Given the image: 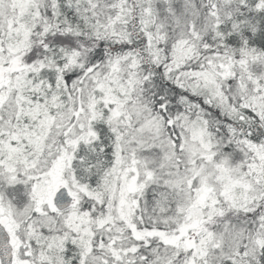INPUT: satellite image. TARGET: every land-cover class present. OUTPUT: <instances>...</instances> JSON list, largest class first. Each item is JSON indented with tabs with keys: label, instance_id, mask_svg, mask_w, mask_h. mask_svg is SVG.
Here are the masks:
<instances>
[{
	"label": "snow or ice",
	"instance_id": "obj_1",
	"mask_svg": "<svg viewBox=\"0 0 264 264\" xmlns=\"http://www.w3.org/2000/svg\"><path fill=\"white\" fill-rule=\"evenodd\" d=\"M0 264H264V0H0Z\"/></svg>",
	"mask_w": 264,
	"mask_h": 264
}]
</instances>
